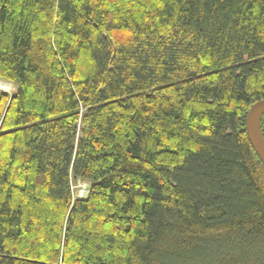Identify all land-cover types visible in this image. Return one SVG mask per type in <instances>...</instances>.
<instances>
[{
  "label": "trees",
  "instance_id": "obj_1",
  "mask_svg": "<svg viewBox=\"0 0 264 264\" xmlns=\"http://www.w3.org/2000/svg\"><path fill=\"white\" fill-rule=\"evenodd\" d=\"M0 80V264H264V0H0Z\"/></svg>",
  "mask_w": 264,
  "mask_h": 264
},
{
  "label": "water",
  "instance_id": "obj_2",
  "mask_svg": "<svg viewBox=\"0 0 264 264\" xmlns=\"http://www.w3.org/2000/svg\"><path fill=\"white\" fill-rule=\"evenodd\" d=\"M264 116V100L252 106L247 118V133L250 142L264 164V136L262 132V118Z\"/></svg>",
  "mask_w": 264,
  "mask_h": 264
},
{
  "label": "rangeland",
  "instance_id": "obj_3",
  "mask_svg": "<svg viewBox=\"0 0 264 264\" xmlns=\"http://www.w3.org/2000/svg\"><path fill=\"white\" fill-rule=\"evenodd\" d=\"M16 90L17 87L14 84L6 82L4 80H0V91L6 92L8 94H13L14 92H16ZM89 188V182L79 180L73 187L75 198H87L89 194Z\"/></svg>",
  "mask_w": 264,
  "mask_h": 264
}]
</instances>
